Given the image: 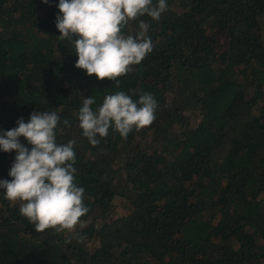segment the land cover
<instances>
[{
    "label": "trees",
    "instance_id": "16d2710c",
    "mask_svg": "<svg viewBox=\"0 0 264 264\" xmlns=\"http://www.w3.org/2000/svg\"><path fill=\"white\" fill-rule=\"evenodd\" d=\"M166 3L122 28L148 22L153 51L101 80L59 38V0H0V134L57 112L89 208L72 231L37 232L0 189V264H264V0ZM117 91L151 93L156 119L93 146L79 109ZM15 155L0 150V180Z\"/></svg>",
    "mask_w": 264,
    "mask_h": 264
},
{
    "label": "clouds",
    "instance_id": "9594fccd",
    "mask_svg": "<svg viewBox=\"0 0 264 264\" xmlns=\"http://www.w3.org/2000/svg\"><path fill=\"white\" fill-rule=\"evenodd\" d=\"M58 8L59 38L74 45L78 56L75 66L98 79L116 80L131 72V66L139 64L154 48L147 35L148 22L139 20L135 36L125 35L122 28L145 15L159 20L168 5L166 0H157L156 4L153 0H59ZM94 103V97L85 98L78 112L79 126L93 146L100 142L97 136H108L110 128L127 139L134 127L139 130L152 124L158 109L151 93H142L134 101L125 92L117 91L106 95L95 111L91 107ZM60 121L55 111H33L28 122L21 117L18 127L0 134V150L16 152L8 173L12 179L0 180V189L5 199L22 202L20 214L37 232L72 231L89 211L84 203L85 189L75 180V141L56 140ZM70 123L67 118L63 120L65 126ZM21 136L31 149L20 142Z\"/></svg>",
    "mask_w": 264,
    "mask_h": 264
},
{
    "label": "rangeland",
    "instance_id": "374dc122",
    "mask_svg": "<svg viewBox=\"0 0 264 264\" xmlns=\"http://www.w3.org/2000/svg\"><path fill=\"white\" fill-rule=\"evenodd\" d=\"M201 116L198 117V120L200 119Z\"/></svg>",
    "mask_w": 264,
    "mask_h": 264
}]
</instances>
